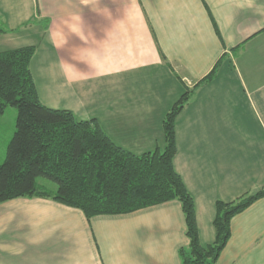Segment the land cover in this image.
<instances>
[{
    "label": "crops",
    "instance_id": "1",
    "mask_svg": "<svg viewBox=\"0 0 264 264\" xmlns=\"http://www.w3.org/2000/svg\"><path fill=\"white\" fill-rule=\"evenodd\" d=\"M0 20L11 29L0 51L36 47L41 101L97 119L133 153L165 147L166 113L199 82L177 115L173 162L202 244L218 200L264 185V0H0ZM186 230L177 199L88 219L18 197L0 203V264H183ZM217 264H264V197L233 216Z\"/></svg>",
    "mask_w": 264,
    "mask_h": 264
},
{
    "label": "trees",
    "instance_id": "2",
    "mask_svg": "<svg viewBox=\"0 0 264 264\" xmlns=\"http://www.w3.org/2000/svg\"><path fill=\"white\" fill-rule=\"evenodd\" d=\"M11 29L0 20V33ZM34 45L0 51V115L17 108L14 133L0 163V203L18 197H44L80 208L90 219L177 199L190 239L183 264H217L231 234L233 216L264 197V185L231 201L218 200L215 239L202 244L193 196L174 166L176 119L199 82L187 88L163 121L165 147L141 154L115 143L97 119H81L69 109L45 105L31 71ZM217 66L202 81L211 80ZM52 181L55 189L40 184Z\"/></svg>",
    "mask_w": 264,
    "mask_h": 264
},
{
    "label": "rangeland",
    "instance_id": "3",
    "mask_svg": "<svg viewBox=\"0 0 264 264\" xmlns=\"http://www.w3.org/2000/svg\"><path fill=\"white\" fill-rule=\"evenodd\" d=\"M17 113V108L8 106L5 112L0 115V163L4 160L7 144L14 133ZM38 181L48 187L54 188L56 186L52 181L42 177Z\"/></svg>",
    "mask_w": 264,
    "mask_h": 264
}]
</instances>
